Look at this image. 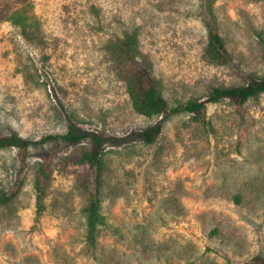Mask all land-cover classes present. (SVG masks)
Segmentation results:
<instances>
[{"label": "rangeland", "instance_id": "374dc122", "mask_svg": "<svg viewBox=\"0 0 264 264\" xmlns=\"http://www.w3.org/2000/svg\"><path fill=\"white\" fill-rule=\"evenodd\" d=\"M204 0H24L46 44H28L0 23V135L36 141L79 133L105 145L104 225L90 254L79 146L61 145L45 212L35 221L34 147L18 197L0 206V264H229L264 257V94L242 106L208 104L163 120L132 109L110 46L135 34L136 62L150 68L170 109L214 87L264 78V0H214L228 65L204 56ZM162 121L152 145L136 137ZM14 150H0V193L16 182ZM239 198V202L236 201Z\"/></svg>", "mask_w": 264, "mask_h": 264}, {"label": "trees", "instance_id": "16d2710c", "mask_svg": "<svg viewBox=\"0 0 264 264\" xmlns=\"http://www.w3.org/2000/svg\"><path fill=\"white\" fill-rule=\"evenodd\" d=\"M23 1L0 0V23H10L17 29L24 41L40 48L46 44V35L37 22L30 21L25 13L17 9V4ZM214 4V0H204L202 3L201 21L207 31L203 56L209 64L228 65L231 56L218 31ZM110 49L112 56L120 59L118 61L119 74L126 85L132 109L143 117H161L163 121L179 113H188L193 114L197 122L206 126L208 123L205 113L208 104L228 102L240 111L247 102L264 94V78H250L244 85L214 87L205 100H191L181 108L170 109L161 94L160 84L152 75L150 68L136 62L135 34H125L122 39L115 40ZM162 121L143 129L136 134V137L147 145L154 144L162 132ZM113 140L115 139L103 133H79L73 125H68L66 132L62 135H47L36 141L0 135V150H14L19 162L16 182L9 191L0 193V206L10 204L18 197L22 184L21 176L26 170L31 150L34 147H45L47 150L40 156L34 179L35 221L38 222L45 212V199L53 180L59 147L61 145L79 146L87 143L86 146H79L80 149L74 159L81 169L78 182L86 204L84 245L86 250L93 254L98 246L99 228L105 223L101 214V199L105 184L103 153L105 145ZM236 201L239 202V198H236ZM229 264H264V257H253L244 261L229 260Z\"/></svg>", "mask_w": 264, "mask_h": 264}]
</instances>
